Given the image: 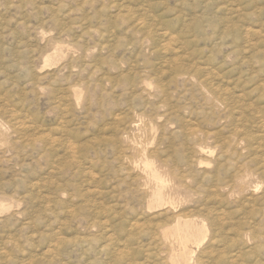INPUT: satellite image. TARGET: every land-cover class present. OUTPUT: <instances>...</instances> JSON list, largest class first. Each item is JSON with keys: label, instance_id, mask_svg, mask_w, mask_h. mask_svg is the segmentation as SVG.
<instances>
[{"label": "rangeland", "instance_id": "rangeland-1", "mask_svg": "<svg viewBox=\"0 0 264 264\" xmlns=\"http://www.w3.org/2000/svg\"><path fill=\"white\" fill-rule=\"evenodd\" d=\"M263 54L264 0H0V264H264Z\"/></svg>", "mask_w": 264, "mask_h": 264}, {"label": "bare ground", "instance_id": "bare-ground-1", "mask_svg": "<svg viewBox=\"0 0 264 264\" xmlns=\"http://www.w3.org/2000/svg\"><path fill=\"white\" fill-rule=\"evenodd\" d=\"M236 12V11H235ZM238 14V13H237ZM234 15V14H233ZM131 17V16H130ZM146 21V20H145ZM141 27V26H140ZM132 28V27H131ZM139 29V28H138ZM159 33V32H158ZM162 33V32H161ZM140 35V34H139ZM223 36V35H222ZM174 38V37H173ZM142 40V39H141ZM57 42V41H56ZM63 42V41H62ZM167 44V43H166ZM174 44V43H173ZM116 45V44H115ZM257 49H258V47H256ZM158 49V48H157ZM236 49V48H235ZM245 49V48H244ZM249 49H251V48H249ZM157 51H159V50H157ZM195 51V50H194ZM258 51V50H257ZM166 52V51H165ZM164 53V52H163ZM230 53V52H229ZM235 53V52H234ZM232 54V53H231ZM236 54V53H235ZM226 55V54H225ZM264 55V54H263ZM163 56V55H162ZM228 57V56H227ZM243 57V56H242ZM162 59V58H161ZM249 59V58H248ZM35 60V59H34ZM202 61V60H201ZM246 61H248V60H246ZM256 61V60H255ZM167 62V61H166ZM195 63V62H194ZM243 63V62H242ZM87 64V63H86ZM91 66V65H90ZM200 66V65H199ZM203 67V66H202ZM73 68V67H72ZM77 68V67H76ZM84 68V67H83ZM177 68V67H176ZM182 68V67H181ZM195 68V67H194ZM231 68V67H230ZM74 70V69H73ZM176 70V69H175ZM178 70V69H177ZM181 71H183V70H181ZM184 71H185V69H184ZM193 71V70H192ZM195 71V70H194ZM196 71H198V70H196ZM242 71V70H241ZM244 71V70H243ZM94 72V71H93ZM210 72V71H209ZM247 72V71H246ZM255 72V71H254ZM193 73V72H192ZM192 73H191V77H192ZM199 73V72H198ZM214 73V72H213ZM216 73V72H215ZM200 74H201V72H200ZM48 75V74H47ZM41 76V75H40ZM46 76V75H45ZM50 76V75H49ZM181 76V75H180ZM186 76V75H185ZM194 76H196V73H195V75ZM198 76V75H197ZM196 76V78L198 79V77ZM200 76V75H199ZM240 76V75H239ZM253 76V75H252ZM178 77V76H177ZM210 77V76H209ZM112 78V77H111ZM193 78V77H192ZM204 78V77H203ZM110 79V78H109ZM208 79V78H207ZM200 80V79H199ZM205 80H206V78H205ZM149 81V80H148ZM150 81H151V79H150ZM203 81V80H202ZM222 81V80H221ZM74 83V82H73ZM209 83V82H208ZM211 83V82H210ZM76 84V83H75ZM122 84V83H121ZM215 84V83H214ZM263 84V83H262ZM36 85V84H35ZM203 85V84H202ZM218 85V84H217ZM220 85V84H219ZM175 86V85H174ZM234 87V86H233ZM191 88V87H190ZM237 88V87H236ZM216 89V88H215ZM226 89V88H225ZM238 89V88H237ZM161 90V89H160ZM218 90H220V89H218ZM223 90V89H222ZM253 90V89H252ZM132 92V91H131ZM130 92V93H131ZM127 93V92H126ZM224 93V92H223ZM262 93V92H261ZM56 94V93H55ZM138 94V93H137ZM143 94V93H142ZM245 94V93H244ZM260 94V93H259ZM61 95V94H60ZM236 95V94H235ZM213 96V95H212ZM217 96V95H216ZM135 97V96H134ZM133 97V98H134ZM141 97V96H140ZM111 98V97H110ZM194 98V97H193ZM218 98V97H217ZM225 98V97H224ZM231 98V97H230ZM198 99V98H197ZM205 99H206V97H205ZM227 99V98H226ZM219 100V99H218ZM206 101V100H205ZM212 101V100H211ZM224 102H226V101H224ZM237 102V101H236ZM203 103V102H202ZM235 103V102H234ZM223 104V103H222ZM241 105V104H240ZM54 106V105H53ZM160 106V105H159ZM228 106H230V105H228ZM1 107V106H0ZM165 107H167V106H165ZM128 108V107H127ZM140 108V107H139ZM147 108V107H146ZM3 109V108H2ZM159 109V108H158ZM221 109V108H220ZM134 110V109H133ZM145 110V109H144ZM171 111V110H170ZM173 111V110H172ZM250 111V110H249ZM256 111V110H255ZM254 112V111H253ZM7 113V112H6ZM14 113V112H13ZM165 113V112H164ZM173 113V112H172ZM9 114H11V113H9ZM151 114V113H150ZM162 114V113H161ZM222 114V113H221ZM242 114V113H241ZM158 115V114H157ZM253 115V114H252ZM117 116V115H116ZM166 116V115H165ZM176 116V115H175ZM178 116V115H177ZM9 117V116H8ZM129 117V116H128ZM150 117V116H149ZM174 117V116H173ZM231 117V116H230ZM14 118V117H13ZM148 118V117H147ZM262 118V117H261ZM10 119V118H9ZM123 119V118H122ZM151 119V118H150ZM219 119V118H218ZM173 120V119H172ZM16 121V120H15ZM120 122V121H119ZM132 122V121H131ZM137 122H139V121H137ZM244 122V121H243ZM136 123V122H135ZM146 123H147V121H146ZM241 123V122H240ZM249 123V122H248ZM130 124V123H129ZM132 124V123H131ZM21 125V124H20ZM19 125V126H20ZM146 125V124H145ZM156 125V124H155ZM231 125H233V124H231ZM8 126H9V124H8ZM147 126V125H146ZM191 126V125H190ZM22 127V126H21ZM189 127V126H188ZM233 127V126H232ZM10 128H11V126H10ZM52 128V127H51ZM123 128V127H122ZM167 128V127H166ZM40 129V128H39ZM56 129V128H55ZM251 130V129H250ZM255 130V129H254ZM31 131V130H30ZM166 131V130H165ZM188 131V130H187ZM24 132V131H23ZM179 132V131H178ZM184 132H186V131H184ZM29 133V132H28ZM181 133H182V131H181ZM192 133V132H191ZM194 133H195V131H194ZM190 134V133H189ZM203 134V133H202ZM209 134H210V132H209ZM44 135V134H43ZM177 135V134H176ZM196 135V134H195ZM230 135V134H229ZM260 135V134H259ZM45 136V135H44ZM123 136V135H122ZM137 136V135H136ZM188 136V135H187ZM232 136V135H231ZM33 137V136H32ZM238 137V136H237ZM236 137V138H237ZM243 137V136H242ZM180 138V137H179ZM185 138V137H184ZM244 138V137H243ZM27 139V138H26ZM30 139V138H29ZM187 140H191V136L189 135L187 138H186ZM253 139V138H252ZM44 140V139H43ZM208 140V139H207ZM219 140V139H218ZM228 140V139H227ZM27 141V140H26ZM228 141H230V140H228ZM248 141V140H247ZM251 141V140H250ZM194 142V141H193ZM114 143V142H113ZM231 143V142H230ZM235 143V142H234ZM248 143V142H247ZM156 144V143H155ZM246 144V143H245ZM264 144V143H263ZM31 145V144H30ZM50 145V144H49ZM75 146V145H74ZM256 146V145H255ZM61 147V146H60ZM57 148V147H56ZM72 148V147H71ZM230 148H231V146H230ZM247 148V147H246ZM254 148V147H253ZM248 149H250V148H248ZM262 149H263V147H262ZM79 150V149H78ZM127 151H129L130 152V155H128V154H126L125 153V151H122L121 152V158H126L127 160H128V164H127V166H128V168L130 169L131 167L133 168L134 167V164L136 163L135 161H134V158H138V157H144V150H139V148L137 147V146H130V145H128V147H127V149H126ZM246 150V149H245ZM72 151V150H71ZM77 151V150H76ZM23 152V151H22ZM102 152V151H101ZM128 152V153H129ZM201 152V154H204L206 151L204 150V148H202L200 151H199V153ZM25 153V152H24ZM155 153V152H154ZM175 153V152H174ZM173 153V155H175ZM186 153V152H185ZM261 154V153H260ZM147 155V154H146ZM180 155V154H179ZM222 155V154H221ZM18 156V155H17ZM182 156V155H181ZM183 156H184V154H183ZM27 157V156H26ZM41 157V156H40ZM192 156H190V155H187V156H185L184 157V160H185V163H186V165L187 166H190L191 167V165L192 164H194V162H195V160H193L194 158H191ZM263 157V156H262ZM182 158V157H181ZM113 159V158H112ZM228 159V158H227ZM74 160V159H73ZM80 160V159H79ZM84 160V159H83ZM177 160V159H176ZM179 160H181V159H179ZM249 160V159H248ZM111 161V160H110ZM116 161V160H115ZM146 161H147V159H146ZM160 161V160H159ZM119 162V161H118ZM195 163H197V165H199V166H201V167H203L204 166V164H208V163H205L204 162V160H199V161H196ZM166 164V163H165ZM223 164V163H222ZM264 164V163H263ZM91 165V164H90ZM196 165V166H197ZM262 166V165H261ZM76 167V166H75ZM122 167V166H121ZM135 168V167H134ZM193 169H194V167H193ZM249 169V168H248ZM75 171V170H74ZM73 171V172H74ZM263 171V170H262ZM53 172V171H52ZM179 172V171H178ZM198 172V171H197ZM249 172V171H248ZM252 172H254V171H252ZM260 172V171H259ZM95 173V172H94ZM140 173V172H139ZM200 173V172H199ZM128 174V173H127ZM256 174V173H255ZM238 175V174H237ZM119 176V175H118ZM204 177V176H203ZM144 178V177H143ZM227 180H229V179H227ZM182 181V180H181ZM194 181V180H193ZM208 181V180H207ZM135 182V181H134ZM183 183V182H182ZM198 183V182H197ZM143 184V183H142ZM201 184V183H200ZM200 186V185H199ZM143 187V186H142ZM229 187V186H228ZM186 188V187H185ZM213 188V187H212ZM202 189V188H201ZM232 189V188H231ZM234 189V188H233ZM202 191H204V190H202ZM116 194V193H115ZM214 194V193H213ZM219 194H221V193H219ZM196 195V194H195ZM201 195V194H200ZM157 199L158 200H161L162 199V195L160 194V193H158L157 194ZM213 197V196H212ZM262 197H263V195H262ZM261 197V198H262ZM47 198V197H46ZM147 198V197H146ZM215 198V197H214ZM229 198V197H228ZM264 198V197H263ZM262 200H264V199H262ZM245 201V200H244ZM243 201V202H244ZM142 202V201H141ZM258 202V201H257ZM256 202V203H257ZM261 202V201H260ZM116 204V203H115ZM114 204V205H115ZM143 205V204H142ZM122 206V205H121ZM127 206V205H126ZM204 206V205H203ZM252 206V205H251ZM255 207V206H254ZM118 208V207H117ZM142 208V207H141ZM263 209V208H262ZM251 210H253V209H251ZM174 211V210H173ZM162 212V211H161ZM252 212V211H251ZM259 212H261V211H259ZM258 212V213H259ZM212 213V212H211ZM264 213V212H263ZM161 214V213H160ZM193 214V213H192ZM261 214V213H260ZM116 215V214H115ZM191 215V214H190ZM254 215V214H253ZM176 217H178V216H176L175 215V217L174 218H176ZM181 217V216H180ZM179 217V218H180ZM198 217V216H197ZM221 217V216H220ZM174 218H172V219H170V220H174ZM191 218V217H190ZM262 219V218H261ZM169 220V221H170ZM176 220H177V218H176ZM180 220V219H179ZM107 221V220H106ZM175 221V220H174ZM168 222V221H167ZM253 222V221H252ZM95 223V222H94ZM134 223V222H133ZM137 224V223H136ZM147 224V223H146ZM216 224V223H215ZM256 224V223H255ZM247 225H248V223H247ZM167 226V225H166ZM170 226V225H169ZM192 223H190V222H187V221H185V223H184V225H181V223H180V221H178L177 222V224H176V231H177V233H178V235L180 236V238H181V240H182V244H183V251H182V253L179 255V259H180V261L182 262V263H184V264H187V262H188V251H187V248H188V243L189 242H191V241H193V239H195V238H197L200 234H201V230L202 229H200V230H197V231H194L193 229H192ZM249 227V226H248ZM251 227V226H250ZM253 227V226H252ZM189 230L188 231V233H184L182 230ZM142 230V229H141ZM253 230V229H252ZM140 232V231H139ZM144 232V231H143ZM256 234V233H255ZM165 235H167V232H166V234ZM259 235V234H258ZM251 236V235H250ZM240 238V237H239ZM258 240V239H257ZM139 248V247H138ZM252 248V247H251ZM141 249V248H140ZM142 251V250H141ZM210 251V250H209ZM155 252V251H154ZM161 253V252H160ZM152 254V253H151ZM124 256V255H123ZM122 256V257H123ZM236 258V257H235ZM207 259V258H206ZM196 260V259H195ZM162 261H164V260H162ZM166 261V260H165ZM231 261V260H230ZM125 262V261H124Z\"/></svg>", "mask_w": 264, "mask_h": 264}]
</instances>
